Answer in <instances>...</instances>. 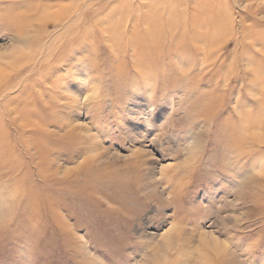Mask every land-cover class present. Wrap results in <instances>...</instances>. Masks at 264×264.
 I'll list each match as a JSON object with an SVG mask.
<instances>
[{"label": "rangeland", "instance_id": "374dc122", "mask_svg": "<svg viewBox=\"0 0 264 264\" xmlns=\"http://www.w3.org/2000/svg\"><path fill=\"white\" fill-rule=\"evenodd\" d=\"M179 220L264 264V0H0V264H136ZM203 234L152 264H234Z\"/></svg>", "mask_w": 264, "mask_h": 264}, {"label": "clouds", "instance_id": "9594fccd", "mask_svg": "<svg viewBox=\"0 0 264 264\" xmlns=\"http://www.w3.org/2000/svg\"><path fill=\"white\" fill-rule=\"evenodd\" d=\"M171 232L177 234L180 248L192 250L193 255H195V246L200 242L203 234L211 233L210 236L204 238L217 243L225 255H231L234 258V264H249L245 253L237 250L230 240L222 238L218 230L202 229L197 231L179 220H173L166 229L158 234H153L150 239L141 238L138 240V243L145 246V251L141 254L140 259L136 261V264H152L147 257L168 241V236ZM192 264H200V262L193 260ZM213 264H225V261L223 259L214 260Z\"/></svg>", "mask_w": 264, "mask_h": 264}]
</instances>
